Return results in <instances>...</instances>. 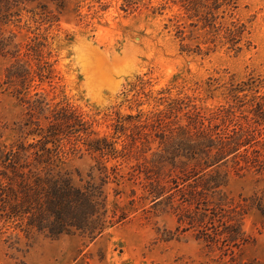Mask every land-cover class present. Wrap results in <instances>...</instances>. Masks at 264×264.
Here are the masks:
<instances>
[{"label": "rangeland", "instance_id": "rangeland-1", "mask_svg": "<svg viewBox=\"0 0 264 264\" xmlns=\"http://www.w3.org/2000/svg\"><path fill=\"white\" fill-rule=\"evenodd\" d=\"M234 1L235 17L248 27L240 51L218 38L207 42L211 34L191 25L198 19H190L180 0H63L61 8L54 0H38L15 7L19 15L3 24L2 31L16 34L15 41L23 44L37 34L46 38L43 54L49 69L43 79L34 73L29 96L39 92L54 103H70L94 121L100 135L112 137L117 113L128 117L165 108L168 98L162 96H196L198 104L213 109L229 96L225 88L211 96L210 77H220L221 82L264 77V0ZM13 60L0 52V148L20 138L16 128L27 115V104L7 82ZM31 60L37 69L36 60ZM260 91L264 93V85ZM248 93L249 99L253 92ZM117 140L121 148L123 139ZM137 161L120 159L122 171L131 170ZM94 163L90 153L75 151L62 167L80 183ZM114 163L113 158L107 162ZM224 169L229 172L226 189L237 200H264V172ZM141 180L109 185L110 206L117 201L131 208L132 188L137 201L124 222L96 239L79 233L60 238L36 234L23 235L12 245L4 236L0 264H264V215L255 207L243 219L245 240L234 242L226 232L235 222L226 223L223 213L202 220L204 215L189 217L165 204L154 206L150 199H141ZM114 187L124 193L116 196Z\"/></svg>", "mask_w": 264, "mask_h": 264}, {"label": "trees", "instance_id": "trees-1", "mask_svg": "<svg viewBox=\"0 0 264 264\" xmlns=\"http://www.w3.org/2000/svg\"><path fill=\"white\" fill-rule=\"evenodd\" d=\"M37 1L0 0V52L14 58L7 82L15 85L27 104L26 120L16 128L20 138L0 148V238L5 236L12 245L21 242L23 235L36 234L60 238L79 233L96 239L124 222L137 201V190L132 188L131 208L117 201L110 206L109 185L120 186L125 179L140 183L136 182L140 178L142 200L150 199L154 206L165 204L189 217L204 215L202 220L223 213L226 223L235 222L229 225L234 229L229 228L227 238L245 240L243 219L255 208L264 215V200L257 196L237 200L226 189L229 172L224 168L264 172V93L260 91L264 77L241 81L231 77L225 82L210 77L207 91L213 96L225 88L226 103L206 109L196 96H162L168 98L165 108L128 117L117 113L115 134L100 135L94 121L70 103H54L39 92L28 94L34 73L43 79L44 70L49 69L43 54L46 38L37 34L26 44L16 42L17 35H6L2 25L19 15L15 7ZM54 1L63 7V0ZM180 1L190 19H198L191 25L211 34L207 42L216 43L218 38L230 49H243L248 27L235 17L234 0ZM43 13L48 16L46 10ZM31 59L36 60L37 69ZM248 91L253 92L249 99ZM29 137L34 140L28 142ZM75 151H86L95 160L80 183L62 167ZM132 157L138 161L123 172L120 159ZM111 158L117 163L109 166ZM114 191L116 196L124 193L119 187ZM189 223L194 221L190 218Z\"/></svg>", "mask_w": 264, "mask_h": 264}]
</instances>
